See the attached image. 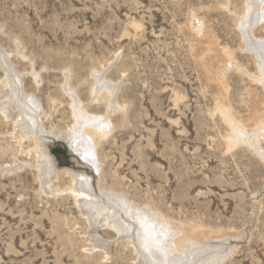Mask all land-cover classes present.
<instances>
[{
  "label": "rangeland",
  "instance_id": "rangeland-1",
  "mask_svg": "<svg viewBox=\"0 0 264 264\" xmlns=\"http://www.w3.org/2000/svg\"><path fill=\"white\" fill-rule=\"evenodd\" d=\"M263 12L264 0H0V49L12 64L0 63L10 108L0 109V264L140 260L81 205L72 174L41 164L31 95L56 165L93 174L53 135L80 118L73 93L110 122L96 192L198 234L218 264H264V61L241 28L249 13L252 40H264ZM231 118L247 125L237 139Z\"/></svg>",
  "mask_w": 264,
  "mask_h": 264
},
{
  "label": "bare ground",
  "instance_id": "bare-ground-1",
  "mask_svg": "<svg viewBox=\"0 0 264 264\" xmlns=\"http://www.w3.org/2000/svg\"><path fill=\"white\" fill-rule=\"evenodd\" d=\"M251 8L252 6L249 3L248 12H250ZM262 15L264 16V14ZM242 19L243 24L241 23V28L244 30V33L246 34L245 36L249 38L248 40H250V42L257 48L256 50L259 49L257 54L262 58L261 61H264V40H252V28L254 25L252 17L248 13L243 15ZM260 46L263 48L260 49ZM10 58L11 52L7 53L5 50L0 49V63H2L5 68L11 71L12 64L9 62ZM259 66L261 74H258L259 76H257V79L264 83V64L261 63ZM10 71L7 73L9 78ZM14 76V83L16 84V87H19L20 75H17L16 73ZM97 77L102 78L103 73L98 71ZM219 79L221 80V78ZM2 86L3 85L0 82V89ZM67 89L72 88L67 87ZM73 92L75 91L73 90ZM71 97L76 111L75 113L78 114L80 118L74 125V128L71 129L68 134L61 136L60 134L53 133V135L55 138H66L71 148V152L77 153L80 158L85 161V165L90 166V168L93 170V174L76 171L71 169V167L60 168L56 165L54 158L51 156V154H49L50 149L47 142L49 141L48 139L50 136L47 135L46 137L43 130L40 128L41 125L38 119L41 116L40 113H42L41 107L40 105H37L36 101H34L35 97H32L31 95L30 98L29 96H26V98L29 99L28 102L31 106L28 107V114L30 115L29 120L32 122L34 127L32 128V126H30V130L36 134L37 138L39 137L47 144V150L45 152L46 155H43L41 164L44 165V163H48L49 165L47 167L53 168L59 172L63 171L73 175L72 178L77 182L74 190L79 194L78 196L82 201L81 205H83L84 208L87 207L90 211L96 214L97 216H95L94 219L96 218L98 222H102L103 225L116 230L119 235H122L123 239L125 238L128 240L127 242L133 243L135 245L133 246L136 247L138 252L136 253L137 255L139 254L138 256L140 257L138 258L140 259L138 264H198L199 261H203V264H218L217 260L220 259L221 256L215 252H209L210 254L208 253L207 255H204V253H206V243L204 240H201L202 238L198 236V234L192 235V233L190 235L184 230L185 228H180L177 226V224L175 225V223L171 222L170 220L162 218V216L158 215L157 213H152L151 215L149 210H144L143 208H139L135 205L127 204L125 198L116 192L114 193L111 191L109 193L103 190H101L99 193L96 192L97 190L94 186V180L96 177L95 171L99 173L102 168V162L97 150L100 142L104 140V137L107 136L108 128H111L109 127L110 122L108 119H104L100 116L86 114L82 104L77 99L78 96L73 93ZM24 103L26 104L25 101ZM19 104L21 103L19 102ZM0 109L5 113L6 116L10 114V108L1 94ZM225 113L226 112H224V114ZM230 121L233 122L232 129L235 133L234 139H237L238 132L241 133L248 131L246 129L247 125H245V123L243 124L242 122V124L245 126L239 123L241 120L235 122L236 120L234 121V119H232ZM39 132L40 134H38ZM259 154L264 156V152ZM92 234L95 247L104 248L108 251L109 244L99 238L98 234ZM210 256L212 261L210 260V262H207L208 260L206 261V258Z\"/></svg>",
  "mask_w": 264,
  "mask_h": 264
}]
</instances>
